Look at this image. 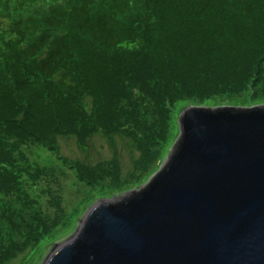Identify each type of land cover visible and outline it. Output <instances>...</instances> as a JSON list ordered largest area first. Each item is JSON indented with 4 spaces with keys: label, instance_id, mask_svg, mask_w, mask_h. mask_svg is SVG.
<instances>
[{
    "label": "trees",
    "instance_id": "16d2710c",
    "mask_svg": "<svg viewBox=\"0 0 264 264\" xmlns=\"http://www.w3.org/2000/svg\"><path fill=\"white\" fill-rule=\"evenodd\" d=\"M203 14L215 34L207 31L202 37L207 41L213 37L218 46L221 44L222 48L223 43L227 47L214 55L202 46V38L196 36L199 43L194 50L203 55L198 57L184 47L180 61L184 73L170 78L169 73L175 67L167 52L172 49V39L176 40L178 31L186 37L191 33L184 31L183 18L189 26V19ZM0 16L9 21L6 31L1 29L0 22V264H9L30 251L36 255L22 264H33L45 243L77 221L76 216L70 217L63 211L59 222L42 217L37 202L23 189V175L32 178L39 175L31 174L25 167L28 160L21 152L23 146L30 144L56 154L60 138L79 137L72 130L77 122L72 117L85 115L89 110V116L79 117L80 121H88L94 127V136L113 142L116 138L129 141L130 129L148 135L154 133L155 152L151 151L150 166L143 157L138 164L147 166L145 173L130 176L134 184H140L176 140L173 138L170 145L172 115L178 103L203 107L218 101L228 106L223 109L234 112L264 109L243 107L264 103V80L259 86L264 74V0H18L15 6L0 0ZM132 56L140 58L138 62L149 56L166 73L161 78L156 70L151 72L152 86L158 85V95L170 91L169 98L156 103V112L163 118L160 132H153L150 127L148 105L144 109L134 103L137 84L143 83L136 76L120 74L122 84L115 85L120 95V89L124 88L125 96L118 111L128 114L126 109L136 110L130 116L128 130L122 127L111 132L100 103H91L85 97L98 85L91 76L94 71L84 64L86 60L94 64L97 73L103 74L105 63L96 61L120 64L121 57ZM239 58L246 65L251 61L253 69L247 70L244 64L231 69L233 60ZM87 74L92 79L88 87ZM199 82H206V86ZM105 104L108 105L101 103L105 110L111 108ZM134 121L138 128L134 127ZM84 145L80 143L82 149ZM127 145L129 153L139 148L136 142ZM119 159L116 154L111 164L114 175L107 168L104 174L96 170L98 164L71 166L66 161L64 165L91 188L90 194L109 196L123 191L129 184L118 180L121 178ZM10 193L21 198L18 205L8 202L12 199ZM29 210L32 213L28 214Z\"/></svg>",
    "mask_w": 264,
    "mask_h": 264
},
{
    "label": "water",
    "instance_id": "95a60500",
    "mask_svg": "<svg viewBox=\"0 0 264 264\" xmlns=\"http://www.w3.org/2000/svg\"><path fill=\"white\" fill-rule=\"evenodd\" d=\"M179 128L166 169L100 200L44 264H264V109L189 108Z\"/></svg>",
    "mask_w": 264,
    "mask_h": 264
},
{
    "label": "rangeland",
    "instance_id": "374dc122",
    "mask_svg": "<svg viewBox=\"0 0 264 264\" xmlns=\"http://www.w3.org/2000/svg\"><path fill=\"white\" fill-rule=\"evenodd\" d=\"M7 1H10L12 5L15 6L18 0ZM183 20L186 23V29L184 31H190L191 33L186 37L182 36L178 31L176 40L174 41L172 39V42H174L173 46L171 47L172 49L167 50L168 55L175 63V67L169 73L170 78H173L174 76L183 72L182 69H180V61L185 52L184 47H187L191 54H197L198 57L200 54H202L201 52H196V50H194V48L197 47L199 43V41L196 42V36L197 38H202L204 41L202 46H206L214 55L218 51L227 47L223 43L222 48L221 44L218 46L217 41L213 40V37L210 39V41H207L202 37V34L207 33V31L212 35L215 34V30L210 28L209 20L205 18L204 14L199 15V17H195L191 20L189 19V26L187 25V19L183 18ZM0 22L2 23L1 29L6 31L9 28V21L4 19V16H0ZM202 22H204V24H201ZM237 46L242 47L239 45ZM231 48L235 49L233 46H231ZM139 59L140 58L136 56L121 57L122 62L120 64H117L116 61H96L97 63H105V72L103 74L97 73L94 64H90V61L86 60L84 62V64L94 71L92 72L91 76L95 81L98 82V85L91 91L90 94L86 95L85 97H88V101L91 103H95V101L100 103L99 106L103 109L102 115H106L105 118H108L111 132L119 131L122 127L127 129L131 123L130 116L136 114V110L131 109H126L128 114L118 111V109L122 108L123 106V104L120 103V100H124L125 98V96H123L124 88L120 89V92H122L121 95L116 91L115 88L116 83H120V74L122 76L124 74H128L130 77L136 76L143 82L142 84H137L138 89H136L134 93L136 98L134 103H138V106L144 109H146L148 105L151 115L150 127L153 132L161 131L163 118L159 113L156 112V109H158L156 103H160L169 98L170 91H162V96H159L156 91L158 85L152 86L151 72L156 70L157 75L161 78H163L166 73L160 68V66L154 65L153 62H151L149 56H146V59H144L142 62H138ZM239 60L240 58L233 60V64L230 66V68L234 69L236 65L244 64L242 61L239 62ZM251 65L252 62L248 60L246 69H253V66ZM262 71L263 70L261 69L259 73ZM256 72L257 71H255V74ZM258 76L260 75L258 74ZM76 78L77 75L73 79ZM261 78L262 80L259 81V86L264 80V74H262ZM86 79L89 81L87 85L88 87L90 80L92 81L89 74H87ZM163 82L168 85L166 81ZM199 83L203 84V86H206V82ZM263 87L264 83L262 84V88ZM101 103H108V105H105L108 107L110 106L111 108L105 110L103 106H101ZM195 107L226 108L228 106H226L225 103L218 101H212L203 107L197 106L194 103H178L176 110L172 115V134H170L169 138L170 145L173 138L176 137V140H174L173 144L166 149L165 155L162 156L160 161L150 169V172L147 173V175H144V180L140 184H134V182L130 179V176L133 173L144 174L147 170L146 167L150 166L149 161L151 159V151L152 153L155 152V141L153 140L154 133L152 135H148L145 132H140L139 129H130L129 133L127 134L130 137L128 138L130 143L128 140L124 142L119 138H116L113 142L100 136H94V127L88 125V121L83 123L79 119V117L89 116V110L85 115L82 114L79 115V117H72V120L77 119V122L73 125L72 130H74V133L79 137L74 136L69 137L68 139L60 138L58 140L59 145L57 146L58 148L56 154H53L37 145L27 144L23 146L21 148V152L28 160V163L25 167H28L29 170H31V174L39 175L38 177L34 178L27 176L29 174L23 175V189L26 193H28L31 199H34L37 202L39 209L41 210L39 213L42 214V217L44 219L51 218L52 220L59 222V214H62L61 211H63V213L65 212L70 217L72 215L77 217V221L74 222V224L69 223L67 231L64 229L59 231L54 240H51L43 245L41 254L36 257V260L33 264H44L47 257L53 251L54 246L61 245L68 241L77 231L87 212L92 209L93 206L100 203V200L116 201L122 198H130L132 195L142 191L159 174V172L174 153V147L181 136V130L178 125L179 119L183 113L180 114V112L183 109L187 110L189 108ZM243 107H264V103H252ZM138 123L142 124L140 121ZM133 125L134 127H137L136 121L133 122ZM92 136L94 137L91 138ZM79 142L81 144L85 143V149L80 147ZM133 142L139 143V148L138 150H134L133 153H129L127 144L132 145ZM116 154L121 161V178L118 180L124 184L129 182V184L123 187V191L111 194L109 196H98L94 193L90 194L91 188L82 183L76 177V175H74L72 170L69 169L70 167L68 165H64L66 161L71 166H81L84 164H91L95 166L98 164L95 167L96 170L104 174V170L109 169L111 171V175H114V167L111 166V164L116 157ZM143 157L145 158L143 159L144 162L146 159L148 160V164L147 166L141 167L138 163ZM99 165H101L100 168H98ZM67 167L70 171L67 169ZM95 173H93V175H95ZM9 191L11 192L12 188H10ZM10 194L12 199H9L8 202L13 206L18 205L21 201V198L13 196L12 193ZM58 202L61 203V210L58 209ZM34 210L37 211L38 208H35ZM30 213L32 212L29 210L28 214ZM34 255H36L35 252L30 251L27 254L19 256L17 259H15V261L12 259L9 264H22L26 258H30L31 256L34 257Z\"/></svg>",
    "mask_w": 264,
    "mask_h": 264
}]
</instances>
